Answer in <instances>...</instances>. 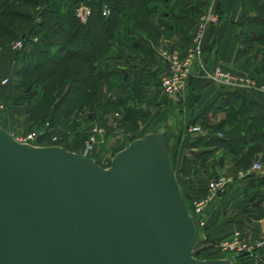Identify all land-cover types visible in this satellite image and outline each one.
Returning <instances> with one entry per match:
<instances>
[{"label":"water","instance_id":"obj_1","mask_svg":"<svg viewBox=\"0 0 264 264\" xmlns=\"http://www.w3.org/2000/svg\"><path fill=\"white\" fill-rule=\"evenodd\" d=\"M157 130L107 167L0 127V264H231L195 258L194 221Z\"/></svg>","mask_w":264,"mask_h":264},{"label":"rangeland","instance_id":"obj_2","mask_svg":"<svg viewBox=\"0 0 264 264\" xmlns=\"http://www.w3.org/2000/svg\"><path fill=\"white\" fill-rule=\"evenodd\" d=\"M66 1L67 0H65V2ZM166 1L167 0H150L138 7L137 10L132 9L133 7H129L125 13V15H127L126 20H130L131 18H147V15L153 13V9L157 5H163V3H165ZM206 5V8L197 16L194 30L190 37L189 45L185 49L184 53L182 55H178L177 53H170L172 56H174L175 60L178 63L185 62L189 65V75L191 73L192 61L195 59V57H197L198 53H200L202 37L204 35L206 27L210 24H216L219 20L217 12L218 0H208ZM81 6L88 11V13L85 15L84 20L89 14V7L86 4V0H78L77 3L72 6V10L79 21L81 20L78 17L77 12ZM23 8L26 7L23 6ZM103 8H101V10ZM247 8L251 7H249L248 5ZM39 9V6L28 8V10H31L30 12L32 13L31 19L38 18ZM158 12H162V18L168 17L166 10L163 9ZM125 15H122L121 21L115 28L113 37L109 40V42H112L111 40L114 39V35L116 33L115 31L118 29V27H120V24L125 21ZM248 15H254L253 10L249 11ZM13 21L14 25H20L19 29H22L26 23V21L18 19H14ZM241 25V34L244 39V34L247 28L243 25V16ZM36 35L37 34H34L33 36ZM4 38H6V40L8 39L7 36H4ZM17 41L18 38L15 37L11 41H8L7 45L12 44L13 46ZM28 44V42L22 43L21 40L20 48L27 45V49L25 47L26 50H24L25 53L22 54V57L24 54H32V46L31 48H28ZM107 51L108 48L104 52H102L101 49L99 54H104L106 56ZM245 51L246 52L243 57H246L248 55L251 60V74L243 75L233 73L226 71L218 66L211 68L207 74L208 76L209 74L213 75L215 71H218L220 75L227 78L231 76L236 77L237 85L233 86L232 88L236 92L238 91V89L243 88L264 93V73L259 74L256 69V66L259 63V59L264 51V38H262L259 43H255L254 45H252V47L248 48ZM105 56H103L102 58H104ZM28 60L31 61L29 63H33L36 61V59L30 60L28 58L25 60L26 62L19 64L11 73V83H13V91L11 93V96H9V100H11L13 104L23 107L22 119H13L10 114L2 110L0 104V123L9 128L11 127L12 130L16 129V133H14L16 134L14 136L16 140L26 139L28 136H31L32 138L30 142L33 145L45 146L53 144L64 147H67L68 143L73 139L79 140L82 143V151H84L85 155L91 157L93 156L92 158L95 157L97 160L96 162L99 166L107 167L111 157H100L99 154L103 152V150H106V148H110L111 146L114 150L123 148L131 138H137L142 136L143 134L160 130L161 128L169 133V135L172 133L173 136L175 135L173 133V130L177 127L180 128L179 130H183V133L185 134L191 132L192 128L195 127L199 137L223 136V134L221 132H218L215 127L220 121L223 120V118L226 117L225 112H214L212 110L209 111V113H211L212 115H217L213 119L212 115L208 116V111L204 112V110H198L194 112L193 116L189 117L186 107L188 103L186 102V104H184V107L177 103V97L183 94L185 95L187 92L186 82L189 75L185 79L184 87L176 93H166L158 85L164 96L169 99L166 103L161 105H154L153 103L149 104L146 97H135L131 96L130 94L124 95L127 100L126 105H133L136 113L133 117L126 118L124 122H121L119 123V126H116V121L114 120V118L124 117L127 111H124L126 105H114L115 101H118V99L123 97V95H116L115 90L111 89L112 85L114 86L115 84V78L109 79V75L104 76V78H97L95 80H93L94 78H91L83 84L84 88H81L80 85H77L75 88L73 87L72 91H66L65 94H62L61 97H56L55 83L58 78H65L67 82H71L74 81L75 77L77 78V75L88 77V67L86 68L85 66H83V64H80L77 61L69 60L66 62H62L61 64H55L49 68L48 65L45 64L39 70L35 69L27 73H21L23 67H26L29 64L27 63ZM104 60L105 58L103 60L101 59V61L98 62V72L100 73L107 72L105 70L106 62H104ZM5 77H8V83L10 76L6 75ZM207 78L211 82L215 83L210 77ZM89 80L92 81L91 83H96V90L93 89V91L96 92V94L94 95L91 94L89 90H86V87L91 86ZM212 100L213 98L207 100L208 102L206 103V107L207 104ZM81 105H88V107L92 106V112H83ZM192 118L193 120H191ZM48 120H51L55 124V130L52 133H50L52 127L49 126L50 124ZM107 125L113 126L114 130L107 131ZM105 136L107 137L105 138ZM106 139L109 142L107 145L106 143L103 144ZM179 146V143L177 146H173L170 152V159L171 166L173 168V174L177 181V186L181 189L188 213L190 214L192 220H195V239L191 251L192 255L195 258L203 259L221 258V256H229L231 254H235V251H223L219 248L222 241H232L233 237H235V233L236 240L244 244H252L256 241L264 240H250L243 234H241L239 230L234 229L227 233L226 236L222 237H209L205 235V230H203L201 225L207 212L208 206L213 198L212 197L211 199L207 200V183L215 179L218 175H223L224 170L215 171L210 169L208 176H197L196 173L198 172V170H200L201 166L195 165V163L191 162L190 164H192V167H190L189 169L187 166L185 167L186 161L183 160V157L186 156V147L183 146L182 150L180 151ZM211 153H213V151ZM219 154H221L220 156H223L221 157L222 160L226 159L227 163H229L231 166L234 164L231 156L222 151H220ZM258 159L260 158H256V156L254 157V160L259 162V164L261 165V162ZM263 246L264 244L258 248H254V251H247L246 253L242 254L248 255V257H252V259L254 260L253 262L259 263L257 250H259Z\"/></svg>","mask_w":264,"mask_h":264},{"label":"crops","instance_id":"obj_3","mask_svg":"<svg viewBox=\"0 0 264 264\" xmlns=\"http://www.w3.org/2000/svg\"><path fill=\"white\" fill-rule=\"evenodd\" d=\"M207 1L197 0V3L201 4V8L190 10L187 7V0H167L163 5H157L153 9V13L145 14L147 18L126 20L124 17L125 21L115 31L114 39L109 42L105 56L106 73L109 75V79L115 78V84L111 89L115 90L116 95L132 94L134 90L136 94H140L138 97H146L149 104L161 105L169 100L157 84L160 76L168 70L165 54L182 55L184 53L189 45L197 16L206 8ZM241 2L242 0H218L219 20L216 24L206 27L200 53L191 63V73L186 82L187 92L176 99L182 107L186 102L188 103L186 107L189 117L193 116L195 111L204 110L207 100L224 92L220 84L213 83L207 78V73L211 68L218 66L233 73L251 74V60L248 55L243 58L236 57V50L241 47L243 42ZM124 4L128 9L129 0H124ZM163 9L168 14L166 18H162V12H158ZM34 19L37 20V18H32V20ZM65 20L66 14L59 13L55 19L49 21L64 23ZM39 40V36L30 37L28 48L32 46L31 53ZM25 47L27 49V45ZM25 47L16 49L12 44L0 46V79L6 75L10 76L9 82L3 85L0 90V104L2 110L16 120L22 119L23 107L13 104L9 100L13 91L11 73L19 64L26 62L25 60L29 58V54H24L22 57L26 50ZM237 93L255 101L264 110V93L243 88L238 89ZM210 115L212 114L208 111V116ZM216 116L214 114L212 118L214 119ZM0 127L13 137L16 135L14 134L16 129L12 130L11 127L1 123ZM179 129L177 127L173 133L176 135ZM106 130L114 129L113 126L107 125ZM160 131L165 133L166 139L168 137L169 148L173 144L175 135L173 136L172 133L169 135L162 128ZM195 135L198 133L185 134L182 130L179 142L180 151L185 146L187 137ZM204 137L208 138V136ZM107 139L103 144L109 143V139ZM61 147L85 155L79 140L73 139L67 147ZM209 149H212L213 153L201 161V168L196 175L208 176L210 169L224 170L223 175L229 177L230 181L223 189L215 193L208 206L201 225L205 230V235L222 237L234 229L239 230L250 240L264 239V182L261 183L264 181L263 165L261 164L257 170L250 169L251 164L255 161L253 159L248 168H237L227 163L226 159L218 162L221 157L219 152H225L221 147L211 146ZM117 150L119 149L114 150L111 146L99 155L103 158L111 157ZM194 151H197V147L186 148L185 154L188 155ZM260 155L259 152L255 154L256 158H260ZM87 157L97 161L95 157L92 158L93 156ZM241 173L242 176H239ZM248 173L253 175L252 180L247 178ZM257 251L259 263L252 262L251 264H264V246Z\"/></svg>","mask_w":264,"mask_h":264},{"label":"trees","instance_id":"obj_4","mask_svg":"<svg viewBox=\"0 0 264 264\" xmlns=\"http://www.w3.org/2000/svg\"><path fill=\"white\" fill-rule=\"evenodd\" d=\"M70 1V2H68ZM78 0H0V46L7 45L15 37L20 38L22 43H29L30 37L34 34L39 36L40 40L34 48L29 59H36L35 62L29 63L23 67L21 73H27L31 70L41 69L45 64L52 67L55 64H61L69 60H74L88 67L89 76H78L74 81L67 82L65 78H58L55 83V96L61 97L66 91L70 92L77 85L81 88L88 79L104 78L107 73L98 72V62L103 60L104 54H99L107 50L108 42L113 37L115 28L119 25L122 15L126 13L127 6L124 0H86L89 7V14L86 19L81 22L74 15L72 6ZM150 0H129V7L137 10L142 4ZM188 9L197 10L201 8V4L197 0H187ZM251 8H247V6ZM25 6L26 8H23ZM39 6L38 18L32 21V13L28 8ZM107 10L106 15L101 14V8ZM243 25L246 26L243 45L236 50V57L242 58L245 50L252 47L255 43H259L264 38V0H242L241 2ZM253 10L254 15H248ZM59 13L66 14L64 23L50 22L55 19ZM127 15H125V18ZM14 19L26 21L25 26L19 29V24L14 25ZM2 33V34H1ZM7 36L8 39L4 38ZM105 62V60H104ZM106 66V63H105ZM106 68V67H105ZM259 74L264 73V51L256 66ZM106 70V69H105ZM92 81L89 80V83ZM96 83L86 87L91 94H96ZM224 92L207 104L204 112H225L226 117L220 121L215 129L221 132V137H199V135L188 136L185 142L186 148H196L197 151L191 152L183 157L186 161L188 169L192 167L191 162L195 165H201L207 156L212 152L211 146L221 147L225 153L232 157L233 165L237 168L246 169L250 166L255 154L259 152V161L264 167V110L255 101L249 100L230 87H224ZM129 93L131 96L138 97L136 91ZM127 94V95H129ZM237 103V104H236ZM127 104L126 97H121L114 105L125 106ZM82 106V105H81ZM92 106L83 105L82 111H91ZM124 117L114 118L116 126L124 122L126 118L135 115L136 110L133 105H126ZM193 120V118L191 119ZM49 126L52 127L50 133L54 132V123L48 120ZM227 123V124H226ZM227 126V127H226ZM69 128V127H68ZM66 129V128H65ZM64 131V128H63ZM181 130L177 131L174 142L169 146L168 157L171 166L170 152L173 146H177L180 142ZM136 138V137H134ZM131 138L130 140L134 139ZM168 139V137H167ZM222 157V156H221ZM219 158V162L222 158ZM171 169L172 166H171ZM173 171V170H172ZM249 174V173H248ZM253 175H247L252 180ZM177 182V181H176ZM262 181L261 183H263ZM249 185L251 182L249 181ZM181 199L185 205L184 198L180 187H178ZM186 207V205H185ZM187 209V207H186ZM188 211V210H187ZM195 221V220H194ZM228 259L231 264H251L252 257L245 254H231L229 256H221ZM236 262V263H235Z\"/></svg>","mask_w":264,"mask_h":264},{"label":"built area","instance_id":"obj_5","mask_svg":"<svg viewBox=\"0 0 264 264\" xmlns=\"http://www.w3.org/2000/svg\"><path fill=\"white\" fill-rule=\"evenodd\" d=\"M88 13L87 9L84 7H80L78 9L77 15L80 18L81 21H84L85 15ZM107 10L103 8L101 10V14H106ZM21 45V39L18 38V41L13 45L17 49L20 48ZM190 57V56H189ZM165 58L167 60V73L165 75H162L158 80V85L161 87L163 91L166 93H176L185 85V79L189 75V65L184 63H178L174 56L171 54H165ZM190 64V63H189ZM215 83L220 84L224 87H233L237 85L236 77H225L219 74L218 71H215V73L209 74V76ZM8 77H2L0 79V89L3 85L7 83ZM196 128H192V133H197ZM31 136H28L26 139H17L19 142H24L33 145L31 141ZM53 145V144H51ZM260 168V164L257 161H254L250 169L257 170ZM242 176V173L239 175ZM230 181L229 177L224 175H218L215 179L209 181L207 183V190H208V196L207 200L214 197L215 193L225 187V185ZM264 244V240L256 241L252 244L248 243H242L238 242L236 240V233L235 237H233V240L230 242H224L222 241L220 243L221 246L219 248L223 251H235V254H241L246 253L247 251H254V248H258Z\"/></svg>","mask_w":264,"mask_h":264}]
</instances>
